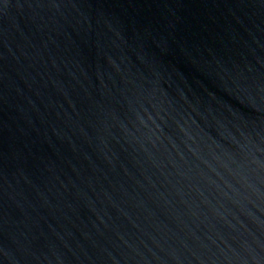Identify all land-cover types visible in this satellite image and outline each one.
<instances>
[{"label": "water", "instance_id": "95a60500", "mask_svg": "<svg viewBox=\"0 0 264 264\" xmlns=\"http://www.w3.org/2000/svg\"><path fill=\"white\" fill-rule=\"evenodd\" d=\"M0 264H264V0H0Z\"/></svg>", "mask_w": 264, "mask_h": 264}]
</instances>
